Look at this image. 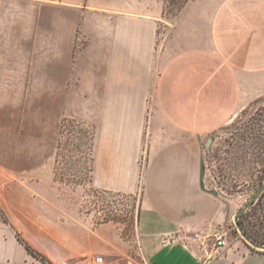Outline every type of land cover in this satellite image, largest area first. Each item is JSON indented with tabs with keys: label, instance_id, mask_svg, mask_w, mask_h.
<instances>
[{
	"label": "crops",
	"instance_id": "1",
	"mask_svg": "<svg viewBox=\"0 0 264 264\" xmlns=\"http://www.w3.org/2000/svg\"><path fill=\"white\" fill-rule=\"evenodd\" d=\"M166 23L165 0H0V164L40 168L67 113L107 105L114 125L98 141L94 182L136 193L152 97L153 134L166 137L155 158L167 176L146 181L143 232L156 220L163 234L224 230L225 210L193 173L182 175L194 166L195 138L235 116L250 83L264 88V0H192L158 53ZM179 238L143 242L148 264H264L244 241L218 249ZM33 255L0 221V264H33Z\"/></svg>",
	"mask_w": 264,
	"mask_h": 264
},
{
	"label": "rangeland",
	"instance_id": "2",
	"mask_svg": "<svg viewBox=\"0 0 264 264\" xmlns=\"http://www.w3.org/2000/svg\"><path fill=\"white\" fill-rule=\"evenodd\" d=\"M191 1L165 0L168 23L159 29L158 53L174 36L181 12ZM89 108L84 116L67 113L59 148L47 164L25 170L0 164V221L33 248V264H93L97 256H103L106 264H148L143 242L176 235L184 241L199 238L201 246L207 247L222 233L229 245L244 241L264 252L247 242L234 219L264 183V88L250 83L235 116L195 138L198 147L194 163L189 162L194 166L182 175L186 178L193 173L200 190L215 198L217 210H225L224 230L214 226L199 230L192 224L163 234L164 227L156 220L149 224L150 232H143L140 213L146 181L167 176L166 163L155 158V149L166 137L153 134V99L149 97L146 106L138 158L141 182L136 193L95 184L97 144L106 139L100 136L114 121L107 105ZM257 202L241 221L264 239V200Z\"/></svg>",
	"mask_w": 264,
	"mask_h": 264
},
{
	"label": "water",
	"instance_id": "3",
	"mask_svg": "<svg viewBox=\"0 0 264 264\" xmlns=\"http://www.w3.org/2000/svg\"><path fill=\"white\" fill-rule=\"evenodd\" d=\"M264 194V183L263 185L260 187V189L257 191V193L255 194V196H253V198L250 200L249 203H247L243 208H241L234 216L236 225L238 230L240 231V233L242 234V236L247 240V242H249L252 246H254L257 249L260 250H264V244L263 243H259L255 240H253L245 231V229L243 228L242 224L240 223V217L246 213L247 211H249L254 205L255 203L263 196Z\"/></svg>",
	"mask_w": 264,
	"mask_h": 264
},
{
	"label": "built area",
	"instance_id": "4",
	"mask_svg": "<svg viewBox=\"0 0 264 264\" xmlns=\"http://www.w3.org/2000/svg\"><path fill=\"white\" fill-rule=\"evenodd\" d=\"M216 237L215 247L218 249L223 248L226 245V240L224 239L222 233H218ZM93 264H106V262L103 256H97L94 258Z\"/></svg>",
	"mask_w": 264,
	"mask_h": 264
},
{
	"label": "trees",
	"instance_id": "5",
	"mask_svg": "<svg viewBox=\"0 0 264 264\" xmlns=\"http://www.w3.org/2000/svg\"><path fill=\"white\" fill-rule=\"evenodd\" d=\"M94 171V169H93ZM264 200V194L263 196L258 200L257 204L258 203H261L262 201ZM247 212L244 213L241 217H240V223L242 224L243 228L245 229V231L247 232V234L255 241L259 242V243H263L264 244V239H262V237L259 235V234H256L254 232H251L247 227L246 225L244 224L243 221H241V219L246 216ZM28 250L30 251V248L29 246H27Z\"/></svg>",
	"mask_w": 264,
	"mask_h": 264
}]
</instances>
